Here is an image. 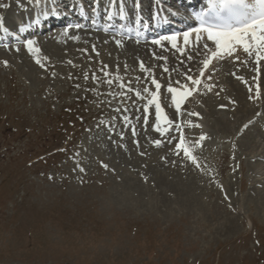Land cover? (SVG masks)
Segmentation results:
<instances>
[{
    "label": "rangeland",
    "instance_id": "rangeland-1",
    "mask_svg": "<svg viewBox=\"0 0 264 264\" xmlns=\"http://www.w3.org/2000/svg\"><path fill=\"white\" fill-rule=\"evenodd\" d=\"M6 2L5 18L13 7ZM59 33L30 38L39 53L25 45L0 49V264H264V89L250 100L235 82L224 85L231 62H222L211 77L222 88L209 96L199 90L179 116L197 163L171 151L176 130L164 154L146 144L149 126L136 127L140 157L127 159L128 125L117 115L136 101L131 92L107 95L121 89L102 82L101 68L125 82L141 71L112 66L106 55L77 45L110 53L101 36L81 33L85 38L75 44L71 34ZM148 64L165 79L158 63ZM176 69L180 76L190 67ZM201 119L209 137L197 145ZM150 151L157 155L148 158Z\"/></svg>",
    "mask_w": 264,
    "mask_h": 264
},
{
    "label": "snow or ice",
    "instance_id": "snow-or-ice-1",
    "mask_svg": "<svg viewBox=\"0 0 264 264\" xmlns=\"http://www.w3.org/2000/svg\"><path fill=\"white\" fill-rule=\"evenodd\" d=\"M208 4L213 8L219 7L221 9H226L228 12L227 17L223 18L221 23L214 25L203 22L201 17V23L198 27L192 28L181 34L183 37V47H181L177 34L161 36L158 39L151 41L153 45L157 46H163V42H168L172 48L178 50L181 55H183L184 50L192 44V36L195 34L196 46L200 47L201 42L203 41V49L206 53H210V55H208L202 62L203 67L200 70L199 77L189 75V72L192 71V69H189L188 72L184 73V80L186 82L177 80L175 82L177 86H173L171 82L169 83L166 91L171 94L172 102L178 113L180 111L182 101L199 90L202 84L201 78L204 77L205 71L209 68L213 60L223 59L225 56L234 57L235 60H239V56L235 55L238 48H242L243 52L249 57L255 55V62L258 65L261 60H264V0H208ZM137 7H139V5H137ZM119 15L121 18L124 16V9L122 5L119 9ZM76 27L79 28L80 25H76ZM65 34H67V30H65ZM204 34H206V40H204ZM208 42L215 45L214 51L211 50ZM34 43L35 42L32 40L25 41V47L30 54L40 52V49L34 47ZM115 43L119 47L122 42L120 40H116ZM93 51H95V46H93ZM187 59L191 60L192 57L189 56ZM246 62L247 61H244V63ZM4 63L5 66H7V62L5 61ZM35 63L40 65L42 68L44 67V64L39 59H36ZM69 63H71V61H69ZM107 67V65H104L101 68V72L104 74L102 82L110 87L115 84L121 89L118 93L109 92L107 95L113 96L114 98H127L128 93L131 92L137 97V99H143L147 95L149 97L147 103L149 105H155L157 121L159 122L163 120L165 122L163 125L157 123L154 125V129L164 135L168 131L167 125L172 124L173 121L168 120L161 112V105L158 101L162 85L158 82L155 76L152 75L150 79L151 85L154 86L155 91H152L147 84L143 90L140 91L132 87V81L125 82L123 77L116 76L115 79L109 78L112 74L105 71ZM139 67L141 71L146 74H150L151 70L146 68L142 61L139 62ZM125 71H127V65H125ZM164 71L168 72L169 70L165 68ZM257 71H259V69H257ZM85 79H88L87 74H85ZM136 79L139 81V78ZM208 79L210 80L211 76H209ZM92 80L99 87L101 78L95 73H92ZM203 86L208 91H211L213 88L212 84H204ZM251 91V88H249V99L258 98L259 86L257 85V97L251 95ZM221 107L225 106L221 105ZM115 111H120V109L117 108ZM147 111L148 109L145 107V112L147 113ZM190 115L198 116L197 113H190ZM123 119L126 121L127 117H123ZM145 121H147V116H145ZM195 126L199 127V125ZM175 127L176 130L180 132V126L176 125ZM133 135H135L134 129ZM205 138V136L201 135L195 144H201ZM169 142L171 143V141ZM153 143L156 146H160L162 141L155 140ZM194 146L195 145H189L186 143L185 138L181 133L179 140L175 144L176 154L180 155L182 152L185 157H188L194 164H196L197 161L192 156V148ZM102 166L107 168V165ZM80 170L83 171L84 169L81 168Z\"/></svg>",
    "mask_w": 264,
    "mask_h": 264
},
{
    "label": "bare ground",
    "instance_id": "bare-ground-1",
    "mask_svg": "<svg viewBox=\"0 0 264 264\" xmlns=\"http://www.w3.org/2000/svg\"><path fill=\"white\" fill-rule=\"evenodd\" d=\"M9 1V3L11 4V2L13 3V0H8ZM15 4L13 3V7L10 9V12H12V10L13 11H15L16 10V8H15V6H14ZM10 7V6H9ZM9 14V13H8ZM14 15H12L11 16V14H9L6 18H5V22L7 23V25H8V22H10V23H12V24H9V25H13V22H12V17H13ZM18 25H19V23H18ZM8 27V26H7ZM9 27H11V26H9ZM88 34V33H87ZM77 36H79V35H77ZM95 36V35H94ZM76 41L78 42V41H82V40H79V38H78V40L76 39ZM76 42V43H77ZM78 44H80V43H78ZM81 45V44H80ZM139 49H141V48H139ZM215 50V49H214ZM140 51V50H139ZM136 52V51H135ZM138 52V51H137ZM139 54H141L142 52H138ZM150 53H152V51H150ZM235 55L236 56H239V60H243V61H245V58H249V56L246 54V53H244L243 52V50H242V48H238L237 50H236V52H235ZM254 59H255V57H254ZM226 60H228V61H238V60H235L234 59V57H224V59H223V61H221L220 59H217V60H213L212 62H214V63H212V65L210 66V71H211V74H210V76L211 77H213V76H215V75H219L218 73H216V71H214V68L215 67H218L219 65V67H221V64H219L218 65V63L217 62H223V64H224V61H226ZM216 62V63H215ZM226 63H229V62H225V64ZM216 69V68H215ZM208 77H209V75H204V79H203V84L202 85H204L205 83H207V84H212V81H211V79L209 80L208 79ZM202 87H204V86H202ZM202 87H201V89H202ZM213 89V88H212ZM211 89V90H212ZM226 89V88H225ZM219 119H222V121H224V117H223V115L222 116H220V118ZM220 121V120H219ZM200 127L198 128V130H199V134H202L203 136H205L206 138L207 137H209V131H208V129H207V122H206V120H204V119H201L200 120ZM226 126H227V124H226ZM211 133V132H210ZM205 138V139H206ZM204 139V140H205ZM261 166V165H260ZM257 169V168H256ZM142 174V173H141ZM140 175V174H139ZM188 194H190V193H188ZM187 194V195H188ZM186 197H188V196H186ZM191 199V198H190ZM264 201V200H263ZM264 203V202H263ZM262 207V206H261Z\"/></svg>",
    "mask_w": 264,
    "mask_h": 264
}]
</instances>
